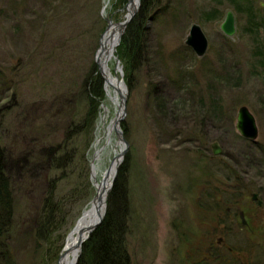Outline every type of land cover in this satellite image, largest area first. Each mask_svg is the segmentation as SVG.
I'll use <instances>...</instances> for the list:
<instances>
[{
  "label": "rangeland",
  "instance_id": "rangeland-1",
  "mask_svg": "<svg viewBox=\"0 0 264 264\" xmlns=\"http://www.w3.org/2000/svg\"><path fill=\"white\" fill-rule=\"evenodd\" d=\"M143 2L134 17L145 22L137 66L121 60V43L115 52L120 69L115 58L109 63L128 88L121 131L129 148L119 169L130 157L126 248L131 260L264 264V0H157L148 12ZM128 3L0 0V139L12 162L15 201L3 243L14 264H60L68 237L97 192L94 153L103 149L96 163L99 183L120 154L115 132L106 143L119 109L105 84L107 111L100 107L89 133L70 139V129L89 113L87 79L107 33L106 20L123 22ZM229 11L237 28L231 39L220 29ZM195 24L209 41L203 59L186 46ZM242 106L256 118V143L236 130ZM50 147L61 148V156L72 154L74 161L48 170L43 152ZM53 181L63 205L49 251L55 255L63 248L46 262L47 244L34 228Z\"/></svg>",
  "mask_w": 264,
  "mask_h": 264
},
{
  "label": "trees",
  "instance_id": "trees-1",
  "mask_svg": "<svg viewBox=\"0 0 264 264\" xmlns=\"http://www.w3.org/2000/svg\"><path fill=\"white\" fill-rule=\"evenodd\" d=\"M122 3H128L126 0H120ZM157 0H144L143 5H147L148 9ZM144 21L140 15L135 18L130 26L127 28L125 35L121 40V48L118 52L121 60L128 63V66H137L140 53L142 51V39L144 35ZM128 56H131L128 59ZM94 70L87 79V84H90L89 89L86 87L89 101V113L84 123H80L78 126L72 127L70 130V139L75 135L80 136L83 132H87L93 129L97 122V117L100 112V107L105 102V88L104 79L100 76L98 67L93 66ZM181 77V76H179ZM182 80V79H180ZM179 80V81H180ZM85 91V90H84ZM214 113L221 117L223 111L218 107H214ZM234 117H232V120ZM84 125L86 127H84ZM126 133V131L124 130ZM0 139V250L3 252L0 254V264H14L13 257L8 250V245L3 241L9 235V230L12 227L13 218L15 215V201L14 191L12 190V179L10 178L11 161L7 158L6 150L2 147ZM61 148L50 147L47 151L43 152L45 156V167L48 170H59L62 167L67 168L75 157L61 156ZM130 157H127L125 164L119 169L117 179L114 184V189L109 195L107 207H109L104 222L96 228V231L87 239L86 243L82 247V253L79 257L78 264H133L130 253L126 248V236L128 234V219L130 208L128 207L127 196V180L128 172L130 170ZM56 182H51L49 188H52L47 196L42 212L36 217L35 221V236L39 240H44L48 248L46 249L45 261L47 262L50 257L54 260L58 256L63 248H59L55 255L49 251V244L52 245V233L55 223L60 217L62 212L61 206L63 203L56 198ZM95 196V190L93 193V199ZM91 201V202H92ZM91 204V203H90ZM53 246V245H52ZM54 257V258H53Z\"/></svg>",
  "mask_w": 264,
  "mask_h": 264
},
{
  "label": "water",
  "instance_id": "water-1",
  "mask_svg": "<svg viewBox=\"0 0 264 264\" xmlns=\"http://www.w3.org/2000/svg\"><path fill=\"white\" fill-rule=\"evenodd\" d=\"M129 3L126 7V11H128V15L126 16V19L123 22H120L119 24L113 23V20L111 18H108L106 20V22L108 23V29H107V33L105 36H103L102 41L100 43L101 47L97 53V57H96V66L98 67L100 76L104 79L105 81V87L107 84V77H105L104 74V69L101 65L100 62V55L104 49V46L102 45V42L104 40V38L108 35V32L111 31H118V38H117V48L121 45V39L122 37L125 35V32L127 30V28L130 26L131 21L134 19V17L137 15L138 13V9L141 5V0H138V8L134 11L131 12L129 11L130 5L134 2V0H128ZM225 21L222 23V25L220 26V29L223 33V35L226 38H234L237 34V28H236V17H234V13L229 11L227 12V15L225 17ZM190 34L186 39V46L189 47L192 52L195 53V55L199 58V59H203L206 55H207V50L209 47V41L207 40V37L205 36L203 30H201L200 26L195 24L194 26H192V28L190 29ZM115 61H116V66H117V71L120 69L118 66L120 64L119 60L117 59V57L115 56ZM114 76L118 77V74L115 73ZM122 77V75H121ZM122 83L120 82L119 86H113L114 88V92H115V96H117L119 101L117 103V109H119V112L115 115V118L112 120V123L110 124V126L107 128V145L111 144V135L113 134V132H115V134L117 135V138L120 142V145L122 146V149L120 151V154H118L114 160L111 162V166L104 172V177L103 180L101 181L100 185L102 187H99L96 185L95 182H97V178L95 176H93V170L95 168V166L93 165V161L91 162L92 165V172H91V176H92V180L94 181V186L96 187V194L94 196V200L91 202L90 208L93 209H98V207L100 206V203H103V199L107 200L109 199V195L112 192L113 188L115 187V181L117 178V173L119 170V167L122 165L121 163L123 162V159L125 157V155L127 154V150L129 148V143L126 141V138L124 136L123 131H121V125L123 123V121H125V117L127 114V109H126V103H127V96H128V88L125 86L124 83V79L123 77L121 78ZM104 110H106L105 105L102 106ZM107 111V110H106ZM237 120H236V130L239 134V136H241L242 138L250 141L251 143H256L258 138H259V127L257 125L256 122V118L254 116V114H252L250 112V110L248 109V107L246 106H242V108L239 109L238 113H237ZM212 149L214 150V155L215 156H219L222 154L221 149L219 148L217 143H214L212 145ZM103 150V149H102ZM96 156V152L94 153ZM117 162V166L114 172H112L114 163ZM109 182V184L107 183ZM253 201L256 202L257 200V195H253L252 197ZM103 200V201H102ZM100 202V203H99ZM259 206H262V203L259 202ZM106 208H107V203H106ZM107 210L105 212V214L102 216L100 215L97 220L95 221L94 224L88 226L85 228V230H78L77 228L79 227L80 223L83 221V217L84 215L81 217L80 221L78 222V224L76 225V227L74 228V232L77 231L78 232V244L77 247L79 248L80 252H82V247L84 246V244L86 243L87 239L96 231V228H98L105 220V216H106ZM240 218L242 220V223L244 226L247 225V223H245L244 220V213H241ZM74 232L70 235L72 236L74 234ZM69 236V237H70ZM68 237V238H69ZM67 245V243H66ZM66 245L63 249V253L60 256L59 259V263H61V259L64 255V251L66 249ZM80 257V256H79ZM77 258L76 262L78 264V259Z\"/></svg>",
  "mask_w": 264,
  "mask_h": 264
},
{
  "label": "bare ground",
  "instance_id": "bare-ground-1",
  "mask_svg": "<svg viewBox=\"0 0 264 264\" xmlns=\"http://www.w3.org/2000/svg\"><path fill=\"white\" fill-rule=\"evenodd\" d=\"M137 8H138V0H134V2L130 5L129 11L134 12ZM118 36H119L118 31L108 32V35L104 38V40L102 42L104 49L100 55L101 56L100 62H101V65L104 69L105 77H107V81H108L106 84L107 94L110 98H113L115 101L117 100V102L119 101L118 99H116L118 97L115 95L113 96L111 91H112V89L114 90L113 86H119L120 82L122 83V81H121V79H119V77L114 76V74L112 73L111 68L109 66V63L115 57V52H116V47H117L116 43H117ZM118 66H120V64ZM107 135H108V133H107ZM109 138H111V137H109ZM101 153H102V150H97L96 156H94V158H93V165L95 166V168L93 170V176H95L96 178L98 177L96 163H98L100 161L101 156H102ZM116 166H117V162L114 163L112 172L115 171ZM95 183L97 186L102 187L100 185V183L98 182V179H97V182H95ZM107 183L109 184V182H107ZM103 200H102L103 203L99 202L100 206L98 207V209L90 208L89 210H87L84 213L83 221L80 223L79 227L77 228L78 230L79 229L85 230L86 227L94 224L100 215L103 216L105 214V212L107 210V208H106L107 200H105V199H103ZM68 241H69V243H67V245H66L64 255L61 259V263L62 264H77L76 260L82 253V252H80L79 248L77 247L78 232L75 231L74 234L68 238Z\"/></svg>",
  "mask_w": 264,
  "mask_h": 264
},
{
  "label": "flooded vegetation",
  "instance_id": "flooded-vegetation-1",
  "mask_svg": "<svg viewBox=\"0 0 264 264\" xmlns=\"http://www.w3.org/2000/svg\"><path fill=\"white\" fill-rule=\"evenodd\" d=\"M230 210H231V209H228V211H230ZM244 215H245V214H244ZM246 226H247V225H246ZM246 226H245V227H246ZM229 250H232V249H229Z\"/></svg>",
  "mask_w": 264,
  "mask_h": 264
}]
</instances>
